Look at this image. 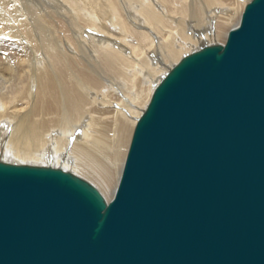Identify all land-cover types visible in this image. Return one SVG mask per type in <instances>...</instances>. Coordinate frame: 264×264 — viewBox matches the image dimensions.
Returning <instances> with one entry per match:
<instances>
[{
	"label": "water",
	"instance_id": "95a60500",
	"mask_svg": "<svg viewBox=\"0 0 264 264\" xmlns=\"http://www.w3.org/2000/svg\"><path fill=\"white\" fill-rule=\"evenodd\" d=\"M0 264H264V0L162 78L109 201L0 161Z\"/></svg>",
	"mask_w": 264,
	"mask_h": 264
},
{
	"label": "bare ground",
	"instance_id": "6f19581e",
	"mask_svg": "<svg viewBox=\"0 0 264 264\" xmlns=\"http://www.w3.org/2000/svg\"><path fill=\"white\" fill-rule=\"evenodd\" d=\"M252 2L0 0L1 161L71 172L109 201L158 72L226 41Z\"/></svg>",
	"mask_w": 264,
	"mask_h": 264
},
{
	"label": "rangeland",
	"instance_id": "374dc122",
	"mask_svg": "<svg viewBox=\"0 0 264 264\" xmlns=\"http://www.w3.org/2000/svg\"><path fill=\"white\" fill-rule=\"evenodd\" d=\"M247 1H248V3H249L251 0H247ZM248 3L244 4L243 9L245 8V6H246ZM242 12H243V11H242ZM236 21H237V19H234V20L232 21V23H231V24L228 26V28L226 29V32H227L230 28H232V27L234 26V24L236 23ZM226 34H227V33H226ZM225 39H226V36H225ZM225 39H224V40H225ZM224 43H225V41H224V42L222 41V42H220V43H213V44L215 45V44H224ZM207 44H208V43H207ZM213 44H211V45H213ZM205 45H206V44H202V43H200L201 48H202L203 46H205ZM208 45H209V44H208ZM194 50H196V49H194ZM194 50H193V51H194ZM193 51H192V52H193ZM183 55H185L184 52L182 53V56H183ZM181 58H182V57H181ZM168 71H169L168 69H165V72H164V70H162V72H163L162 74H161V72H158V73H160V75L157 73L158 75H156L155 78L157 79V77H158V78L160 79L161 77L165 76V75L167 74L166 72H168ZM164 73H165V74H164ZM2 82H3V83H2ZM155 83H156V82H155ZM155 83H154V84L151 83L150 86L153 87V86L155 85ZM0 84H1V85H4L5 83H4L3 80H0ZM0 158H1V157H0ZM0 161H1V159H0ZM7 163H8V162H7ZM81 166H82V165H81ZM105 191H106V190H105ZM106 193H107V191H106Z\"/></svg>",
	"mask_w": 264,
	"mask_h": 264
}]
</instances>
